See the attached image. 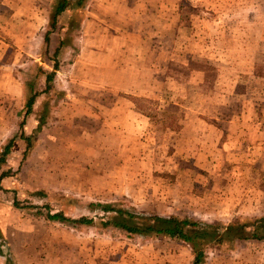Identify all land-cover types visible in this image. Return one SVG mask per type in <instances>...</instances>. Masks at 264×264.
<instances>
[{
  "label": "rangeland",
  "instance_id": "1",
  "mask_svg": "<svg viewBox=\"0 0 264 264\" xmlns=\"http://www.w3.org/2000/svg\"><path fill=\"white\" fill-rule=\"evenodd\" d=\"M52 4L0 0V264L195 257L103 204L220 230L264 215V0H84L46 44ZM202 249L264 264V240Z\"/></svg>",
  "mask_w": 264,
  "mask_h": 264
},
{
  "label": "trees",
  "instance_id": "2",
  "mask_svg": "<svg viewBox=\"0 0 264 264\" xmlns=\"http://www.w3.org/2000/svg\"><path fill=\"white\" fill-rule=\"evenodd\" d=\"M83 2L84 0H53L49 16V29L44 35L46 44L50 42L51 35L57 33L61 15L66 10L72 9L75 6H81ZM56 65L57 64H55V66ZM51 78L52 74L46 73V82H49ZM48 87L49 86L46 84L47 89ZM34 98L35 96H31L27 101V109H30L33 105ZM27 111L26 113H28ZM12 141L13 140L9 141L5 145L3 155L9 151ZM3 158L4 156L0 157V160L2 161ZM100 207L101 210L108 212L109 216L107 221L102 222L104 225H112L132 234H157L170 239L183 240L187 243H191L195 252L194 264H200L204 258L205 253L202 247H219L223 242L231 244L237 240H264V215L256 217L252 221L229 224L220 230L218 226L190 220L186 216H162L158 214L142 216L141 214L126 209L115 208L109 204H103L100 205ZM48 218H56L65 221L71 220L70 218H66L62 213L49 215ZM71 221L81 224H90L93 222V219L81 216Z\"/></svg>",
  "mask_w": 264,
  "mask_h": 264
},
{
  "label": "crops",
  "instance_id": "3",
  "mask_svg": "<svg viewBox=\"0 0 264 264\" xmlns=\"http://www.w3.org/2000/svg\"><path fill=\"white\" fill-rule=\"evenodd\" d=\"M235 251H237V250H235ZM234 252V251H233ZM227 254V253H226ZM234 254H236V252H234V253H232L231 255H234ZM223 255H225L224 253H223ZM228 255V254H227ZM0 256H2L1 255V252H0ZM207 256V254L205 253L204 254V257H205V259H207L208 257H206ZM4 257V256H3ZM192 257V258H191ZM191 257H189V264H190V262L192 263V261H193V256H191ZM193 264V263H192ZM206 264V263H205Z\"/></svg>",
  "mask_w": 264,
  "mask_h": 264
}]
</instances>
